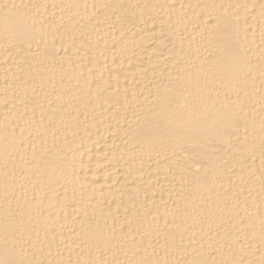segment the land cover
<instances>
[{"label": "bare ground", "instance_id": "6f19581e", "mask_svg": "<svg viewBox=\"0 0 264 264\" xmlns=\"http://www.w3.org/2000/svg\"><path fill=\"white\" fill-rule=\"evenodd\" d=\"M0 264H264V0H0Z\"/></svg>", "mask_w": 264, "mask_h": 264}]
</instances>
